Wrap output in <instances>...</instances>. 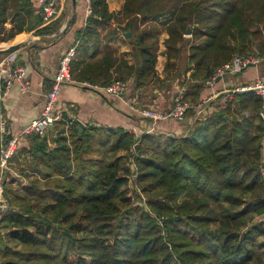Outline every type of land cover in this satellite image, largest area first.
<instances>
[{
	"label": "trees",
	"instance_id": "16d2710c",
	"mask_svg": "<svg viewBox=\"0 0 264 264\" xmlns=\"http://www.w3.org/2000/svg\"><path fill=\"white\" fill-rule=\"evenodd\" d=\"M90 1L74 46L78 81L132 78L133 90L161 81L163 32L165 78L184 75L193 102L219 66L254 50L264 56V0H124L134 48L121 55L110 44L118 31L100 32L115 17L108 1ZM63 17L35 33L60 34ZM42 23L35 1L0 0V41ZM215 109L184 136L92 123L80 132L77 119L68 135L59 122L26 136L4 173L0 264H264V97L230 92ZM132 157L144 205L129 186Z\"/></svg>",
	"mask_w": 264,
	"mask_h": 264
},
{
	"label": "crops",
	"instance_id": "0c3cea01",
	"mask_svg": "<svg viewBox=\"0 0 264 264\" xmlns=\"http://www.w3.org/2000/svg\"><path fill=\"white\" fill-rule=\"evenodd\" d=\"M33 1H35V10L41 14V5L37 0ZM107 1L109 11L115 14V17L105 28H101L100 32L104 35L110 28L116 29L118 34L110 44L116 48L117 55L131 52L134 48L133 41L130 40L131 37L127 38L125 36L123 27L126 21L120 19L122 17L120 12L124 0ZM65 2L64 11L59 16H64L60 31L68 24L73 14L72 0H66ZM87 9V0H77L75 20L69 30L63 35H39L35 33L37 29L48 24L42 23V25L32 31H23L8 41H0L1 48L18 41L17 39L20 35L27 36L26 39H23V42H26L25 45L18 51L0 55V63L9 66L24 65L28 70L31 80L29 92L22 93L15 86L0 99V110L7 118V129L10 135L19 134L41 114L45 106L47 93L51 88L52 79L57 71L59 60L67 49L75 46L76 33L85 26L86 19L89 16ZM16 23V19L12 18V16L9 17V20L5 23L7 34L13 30ZM162 34L165 35L163 38L161 35L160 53L156 66L157 75L162 79L161 81L154 80L138 90H133L131 78L128 80L130 82V89L127 93L122 96H110L100 90L99 87L101 85L95 86L88 82V84H84L85 81H78L74 76L80 70L77 68L74 69V73L72 70V75L76 82L63 88L59 99L60 106L75 119L84 122L85 125L92 123L109 127H122L134 132L138 136L145 133L150 125V121L142 115L141 110L151 107L163 110L169 109L173 104L176 93L181 89L180 87H183L182 82L185 79L184 75L176 79H173L171 76L170 78H165V63L167 58L163 53L166 48L163 40L168 37V34L166 32ZM129 58L130 61H133L132 56H129ZM159 58H161V62H159ZM78 59L79 55L77 53L75 60L77 61ZM113 70L114 68H112ZM189 74L190 71L187 72L186 77ZM258 79L264 81V63L259 66L249 67L237 75H227L217 81L214 87H207L200 99H204L212 93L218 95L207 104L205 115L216 110L217 104L224 103L226 96L230 93L229 89L248 85ZM1 85L2 83L0 82ZM183 88L186 90L185 87ZM191 112H188L182 121L168 120L160 122L158 132L177 136L186 135L195 121L203 117V115L200 116L198 114L199 112ZM55 130L56 128L54 127L53 131ZM27 144V138H22L20 146Z\"/></svg>",
	"mask_w": 264,
	"mask_h": 264
},
{
	"label": "built area",
	"instance_id": "2783aa9c",
	"mask_svg": "<svg viewBox=\"0 0 264 264\" xmlns=\"http://www.w3.org/2000/svg\"><path fill=\"white\" fill-rule=\"evenodd\" d=\"M41 5V16L44 23H49L57 19L64 11L66 0H37ZM88 9L87 14L92 13L91 1L87 0ZM55 35V34H54ZM187 37L191 34H186ZM77 57L76 47H70L65 51L59 60L57 71L52 79L51 88L47 93L44 109L41 114L27 125L19 134L10 135L7 129V118L0 110V186L4 181V173L8 170L10 160L17 153L22 138L31 134L45 135L50 131V126H54L59 122L65 124V134L68 135V129L75 119L71 114L60 106V95L63 88L67 85L73 84L75 79L72 75V63ZM264 63V56L247 55L235 56L227 63L219 66L214 75L206 81V86L212 88L217 83V77L223 79L227 75H237L250 66H259ZM0 99L7 94L13 87H17L22 93H27L31 89V80L28 70L24 65L9 66L0 63ZM84 84H88L84 82ZM98 86V85H95ZM102 92L110 96H122L130 89V82L128 80H115L112 83L100 86ZM176 93L173 104L169 109L163 110L159 108H143L142 115L150 121V125L146 129L147 133L158 132L160 122L168 120L182 121L187 116L189 111L199 112L198 114L205 116V109L207 104L214 100L218 94H210L204 99L193 102L185 99L186 90L180 87ZM256 91L264 97V81L261 79L245 85L237 86L236 88L229 89L230 92H243V91ZM225 107V105L223 106ZM261 116L264 118V110L261 111ZM130 166L132 174L130 177L129 186L136 190L142 199L140 204L144 205L146 196L141 192L140 188L135 184L138 167L134 160L131 158ZM261 172L264 179V138H263V156Z\"/></svg>",
	"mask_w": 264,
	"mask_h": 264
},
{
	"label": "water",
	"instance_id": "95a60500",
	"mask_svg": "<svg viewBox=\"0 0 264 264\" xmlns=\"http://www.w3.org/2000/svg\"><path fill=\"white\" fill-rule=\"evenodd\" d=\"M72 4H73V14L68 22V24H66L61 32L60 35L65 34L70 26L73 24L75 17H76V7H77V0H72ZM186 34H191V27L189 26L187 29ZM125 36L127 38L132 37V31L131 30H127V32L125 33ZM25 45V43L23 42V40L15 42L13 44L7 45V46H3L0 48V55L5 54V53H13L18 51L20 48H22ZM220 77H217L216 81H219ZM237 106H239V102L237 101ZM228 118V117H227ZM80 123V132H82L83 128L85 127V123L82 121H79ZM50 130H54V126H50ZM9 206V200L8 197L5 193V190L3 188V186H0V216L3 213V211Z\"/></svg>",
	"mask_w": 264,
	"mask_h": 264
},
{
	"label": "rangeland",
	"instance_id": "374dc122",
	"mask_svg": "<svg viewBox=\"0 0 264 264\" xmlns=\"http://www.w3.org/2000/svg\"><path fill=\"white\" fill-rule=\"evenodd\" d=\"M50 23V22H49ZM162 35V38H163V36L165 35V34H161ZM161 35H160V40L162 39L161 38ZM11 41H15V40H11ZM10 41V42H11ZM16 42H18V41H16ZM7 43H9V42H7ZM15 43V42H14ZM26 43V42H25ZM11 44V43H10ZM13 44V43H12ZM250 54H252V55H257V56H260L259 54H258V52H257V50H254L253 52H249L247 55H250ZM247 55H245V56H247ZM159 62H161V58H159ZM160 64V63H159ZM136 200H137V202H140V199H137V197H136Z\"/></svg>",
	"mask_w": 264,
	"mask_h": 264
},
{
	"label": "bare ground",
	"instance_id": "6f19581e",
	"mask_svg": "<svg viewBox=\"0 0 264 264\" xmlns=\"http://www.w3.org/2000/svg\"><path fill=\"white\" fill-rule=\"evenodd\" d=\"M21 41V40H20Z\"/></svg>",
	"mask_w": 264,
	"mask_h": 264
}]
</instances>
